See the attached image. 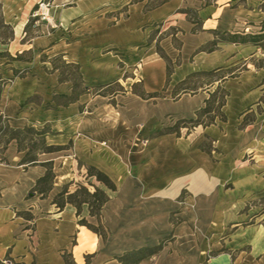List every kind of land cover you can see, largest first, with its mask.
<instances>
[{
  "label": "rangeland",
  "instance_id": "1",
  "mask_svg": "<svg viewBox=\"0 0 264 264\" xmlns=\"http://www.w3.org/2000/svg\"><path fill=\"white\" fill-rule=\"evenodd\" d=\"M220 3L221 0H0V78L10 81L4 89V103L9 106L14 97L23 98L20 109L14 112L17 116L27 114L31 121L41 123L30 126L38 129L46 125L50 127L51 141L64 148L62 152L58 151L61 155L74 150V139L90 142L92 153L97 147L110 152L96 158V162L109 170L118 190L124 181L135 185L136 198L125 206L128 232L123 234L122 228L112 230L103 218L110 235L106 241L98 236L100 245L93 253L85 251L84 264H118L114 262L117 249L155 246L161 239L174 234L162 231L169 223L173 227L183 223L181 236L177 242L169 243L159 256L151 258L149 264H168L173 256L177 264L181 262L179 257L195 259L200 254L199 248L208 239L212 228L207 225L209 222L200 219L195 209L197 202L206 196L193 186L199 182L200 176L209 175L210 166L221 160L225 148L222 141L240 129L245 116L258 117L264 124V78L258 81L247 73L252 66L264 67V57L254 61L245 56L228 65L237 74L225 81L229 83H224L230 93L228 107L225 106L228 123L218 122L209 128L192 130L182 128L180 135L167 136L165 133L180 120L196 117L197 110L193 114L196 101L185 98L177 102L184 95L174 99V88L168 90L171 81L167 83L166 76L163 85L160 81L167 66L162 56L172 61L174 72L183 65L187 68L196 62L194 52H185V42L191 38L195 40L193 34L202 32L199 10L205 6L215 10ZM4 5L7 21L17 27L23 26L16 40L15 37L10 40L13 27L5 22ZM223 14L221 31L245 34L264 31V0H233ZM186 22H190L189 29H185ZM3 23L12 29L5 28ZM207 26L212 28L217 24L211 22ZM209 36L213 38L215 33ZM225 36L224 32L218 35L220 38ZM185 54L188 58L184 63ZM61 62L80 66L83 82L79 81L77 91L89 87V92L70 106H65L66 99L61 96L73 93V83L60 82V74L54 71L53 64H58L67 78H74L76 68H66ZM184 68L178 75L187 70ZM243 74L240 80L238 77ZM208 81L209 78L199 77L192 84L201 86ZM155 88L160 90H150ZM133 89L161 92L165 97L143 100L133 93ZM198 94L208 97V92L203 89L185 95L193 97ZM250 102L254 103L250 106ZM4 110L13 113L10 107L4 106ZM82 121L95 130L80 127ZM12 125L19 127V122ZM101 134L108 137L90 141L89 138H100ZM185 140L189 145L182 149ZM16 151L17 145L13 142L5 153V160L0 162H8L6 154L10 156ZM245 159L249 160V156L246 155ZM77 167L82 172L76 175L75 181L68 183L72 184L71 192L80 185L92 191L91 185L104 189L95 178L88 177L85 167L78 163ZM214 193L212 188L207 197L214 200ZM263 194L257 193L248 205L260 206L264 210ZM150 195L157 196L154 203L160 205L158 227L162 232L140 235V229L151 227L153 223L154 216L150 218L148 215ZM112 208L107 217L116 223ZM81 216L90 224L99 225L97 219L89 215L86 206ZM181 217L185 218V223ZM255 222L249 218L242 224ZM131 229L137 232H129ZM214 255V252L208 253L207 257ZM71 260L75 262L73 254ZM199 264L208 262L203 260Z\"/></svg>",
  "mask_w": 264,
  "mask_h": 264
},
{
  "label": "crops",
  "instance_id": "2",
  "mask_svg": "<svg viewBox=\"0 0 264 264\" xmlns=\"http://www.w3.org/2000/svg\"><path fill=\"white\" fill-rule=\"evenodd\" d=\"M221 2L222 3L219 4L220 7L215 10H212L211 6H205L199 10L198 17L201 19V23H203L202 32H200L199 35L193 34V36L196 37V39L194 38L195 40L192 41L191 38L189 42H185V52L186 50L189 53H191V51L192 53L194 52L197 55L196 62L194 64H189L187 68H184L185 66L183 65L182 68L175 70L171 77L169 91L171 89L173 90L177 83L193 72L211 71L233 65L237 63V60H241L245 56H248L254 61H256L258 57H264L262 49L254 44L220 42L214 51H203V46L215 40L213 34L216 32H227L232 35L237 34L240 36L264 34V31L245 34L231 32L229 30H219L221 18L224 15L223 13L231 7L233 0H221ZM3 9L5 22L13 27L16 40L23 26L17 27L13 22H8L6 19L5 5ZM211 22L217 24V26L208 28L207 25ZM189 23L186 22L185 29H189ZM209 34H211L213 38H211ZM191 41L193 45H191ZM186 58L188 57H186L185 54L184 63L186 62ZM183 68L187 70H183L182 73L178 75V72ZM247 73L251 75L250 77L259 81V79L261 80L264 78V67L252 66V68H248ZM244 75L245 74L238 78L242 80ZM165 76L167 78V72L162 75V80L160 81L161 85H163ZM227 83H229V81L225 82V85ZM238 85L243 88L245 87L240 83ZM258 85L259 82L256 86ZM150 90L160 89L155 88ZM82 97L83 95L76 103H78ZM185 98L196 101V105L193 107L194 114L196 110L204 106V101L207 96L206 94H198L193 97L184 95L177 102ZM4 100L5 95L3 94L0 100V109L11 119L12 124L14 122H19V127L30 126L33 125V123L41 124L40 122L31 121V116L27 114H20V116H17V113L14 112L17 108L20 109V105L23 103V98H20V96L14 97L12 101H10L11 104L9 106L4 103ZM253 103L254 102H250L249 105L251 106ZM11 105H13V107ZM4 106L10 107L13 113H7L6 110H4ZM226 107H228V101ZM23 115H27L29 118ZM240 118H243V116H240ZM80 125V127H90L89 129L95 130L94 127L86 123V121H82ZM101 135L102 136H99L100 138L94 136L89 139L90 141L97 139L102 140L108 137L105 134ZM49 136H47L48 145L60 146L57 145V142L51 141ZM225 137V140L222 141L225 148L223 149L221 160L216 165L210 166L209 175L205 174L200 176L199 182L193 186V188L201 191L202 195L206 196V198L197 202L195 209L200 219L209 222L207 225L209 227L211 226V232L208 239L203 242L204 245H201L199 248L200 254L198 257L195 259L192 257H186L185 259L179 257L181 262L178 264H199L203 260L204 262H208V264H264V210H262L263 208L260 206L248 205L252 201V197L257 193H264V124L260 123L257 117L256 121L246 129H239L236 133H233L230 138H228V135ZM73 141L74 150L71 152L64 150L68 151L64 155L57 152L45 153L39 156V161L41 163L50 161L54 163V172L56 174L54 187L46 198H42L37 195V193L32 192L37 181L45 175V167L38 165L26 168L20 165V161L24 154L18 151L10 156L6 154L8 162H0V264H65L64 255L66 253L74 255L76 264H84L85 251L88 250L93 253L96 248H98V245H100V240L95 233L79 225V217L77 216L76 208L67 205L63 210H60L53 203L55 197L62 191L64 185L75 181L78 173L82 172V170L77 167V163L79 164L80 161L95 165L107 173L109 172L108 169L103 168L101 164L96 162V158L103 157L106 153L110 154V152L101 148L102 151L100 153L99 151L101 149L97 147L92 153L90 152L92 148L90 142L87 143L80 139H74ZM181 145L182 149H185L189 144L185 140ZM97 154H99V156ZM246 155L249 156V160L245 159ZM82 167L84 168V166ZM199 171L201 172L202 169ZM126 174L127 173L124 175ZM188 187L190 189L192 188L190 186ZM212 188L215 189L214 200H210L207 197L211 194ZM133 189H135V185H133L132 182L126 184L124 181V183L119 186V190L116 193L117 196L113 197L111 201L105 205L103 210L104 218L110 228L112 230L122 228L120 231L123 232V234L128 232L126 223L128 215L125 212V206L130 205L136 198L134 197L136 193ZM124 191L125 199L123 198ZM156 197L157 196L150 195L151 205L148 207V215L150 218L154 216L152 218V226L140 229V235L160 234L161 230L158 227L160 205L154 203V200H157ZM110 207H113L112 210L115 211L114 214L116 215V219L114 220H116V223H112L113 221H109L107 217ZM30 217L33 218L31 219ZM181 218L184 222L185 218ZM249 218L255 219L256 222L243 225L242 223ZM182 224L183 223L177 227H173L169 223L166 229L162 231L174 232L175 242H177L181 236L180 229ZM129 232L137 231L131 229ZM139 247L136 246L133 249H138ZM133 249H117L114 262L116 261V263L120 264L116 258L122 256L124 252ZM224 249L228 250L229 253L224 251ZM212 252H214L215 255L208 258L207 254ZM232 254H234V256ZM171 259L172 260H168V264H177L174 256L171 257ZM150 261L151 258L144 260L140 264H149ZM93 264H95V262Z\"/></svg>",
  "mask_w": 264,
  "mask_h": 264
},
{
  "label": "trees",
  "instance_id": "3",
  "mask_svg": "<svg viewBox=\"0 0 264 264\" xmlns=\"http://www.w3.org/2000/svg\"><path fill=\"white\" fill-rule=\"evenodd\" d=\"M3 26L5 28L12 29L11 26L5 23H3ZM219 34L220 32L215 33V40L204 47L203 51H214L220 42L254 44L259 46L264 51V34L239 36L237 34L232 35L230 33L224 32V35L226 36L222 38L218 37ZM13 39L14 31L12 29V37L10 40L12 41ZM5 56H9V54H6ZM162 58L167 64V83H169L174 73V67L172 61L167 56H162ZM61 64L66 68H76L74 78H67L65 77V72L60 71L58 64H53L54 71H58L60 74V82L73 83V93L71 95L61 96L62 98L66 99L65 106H69L73 103H76L82 95L88 93L89 87L85 86L83 90L77 91L76 88L79 81L83 82V75L81 73L80 66L66 62H61ZM236 75L237 74L235 73V70L232 66H225L211 71L193 72L185 79L177 83L172 93L174 99H178L185 94H195L199 89H203L204 91L206 90L208 92V97L204 101V106L195 112V118L180 120L175 126L169 128L165 135H180L182 128L192 130L197 127L207 128L216 125L218 122L226 123L228 121V117L224 111V108L227 105L230 93L224 87V83L229 78H235ZM199 77L209 78V81L201 84V86L192 84L193 81ZM9 82L10 81L7 79L0 78V100L3 97L5 87L9 84ZM211 89L213 90L211 91ZM133 93L143 100H157L165 97L161 92L148 93L145 89L141 90L140 92L133 89ZM255 121V116H251L250 118L245 116L239 127L240 129H245ZM182 124L185 126H182ZM50 134H52V131L47 125L43 129H38L35 126L15 127L12 125L11 119L0 109V160H5L6 151L8 150L9 146L15 142L18 152L24 154L20 161V165H23L26 168L37 165L45 167V175L37 181L36 186L32 189L33 193H37V195L41 196L42 198H46L52 191L56 175L54 172L53 162L41 163L39 161V156L45 153H55L64 149L60 146L48 145L47 136ZM79 164L87 169L88 177L95 178L96 181L104 187V189L99 188L96 185H91L93 188L92 191L89 187L80 185L74 192H71L70 187L72 184H67L55 197L53 203L60 210H63L67 205H71L76 208L77 216L79 217V225L88 228L97 236L106 241L110 235V231L109 228L104 224L103 210L105 205L114 197L113 195L118 192L117 182L107 172L95 165L86 164L83 162H79ZM85 206L89 211V215L97 219L99 224L98 226L90 224L86 217L81 216ZM30 218L32 219L33 217ZM173 241H175V236L172 233L169 236L161 239L159 244L155 246H143L136 250L127 251L122 256L117 257L116 260L120 264H140L144 260L159 256L165 247ZM71 258L72 255L65 254V264H76L73 260H71Z\"/></svg>",
  "mask_w": 264,
  "mask_h": 264
}]
</instances>
